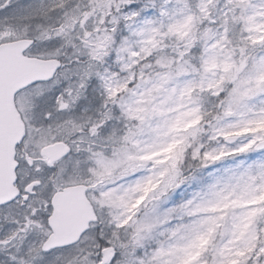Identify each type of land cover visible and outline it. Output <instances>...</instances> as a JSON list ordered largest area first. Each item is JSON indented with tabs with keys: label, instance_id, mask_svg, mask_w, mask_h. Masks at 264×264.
Returning a JSON list of instances; mask_svg holds the SVG:
<instances>
[{
	"label": "snow or ice",
	"instance_id": "obj_1",
	"mask_svg": "<svg viewBox=\"0 0 264 264\" xmlns=\"http://www.w3.org/2000/svg\"><path fill=\"white\" fill-rule=\"evenodd\" d=\"M0 264H264V0H0Z\"/></svg>",
	"mask_w": 264,
	"mask_h": 264
}]
</instances>
